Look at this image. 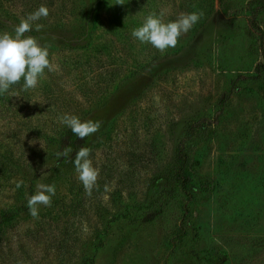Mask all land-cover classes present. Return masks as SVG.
<instances>
[{
    "label": "rangeland",
    "instance_id": "374dc122",
    "mask_svg": "<svg viewBox=\"0 0 264 264\" xmlns=\"http://www.w3.org/2000/svg\"><path fill=\"white\" fill-rule=\"evenodd\" d=\"M41 5L25 35L53 71L0 96V212L19 210L0 264H264V0H0V33ZM190 12L174 48L131 36L149 14ZM65 113L100 123L83 141L90 193L57 155ZM190 126L187 201L164 193ZM37 184L55 195L34 217Z\"/></svg>",
    "mask_w": 264,
    "mask_h": 264
},
{
    "label": "clouds",
    "instance_id": "9594fccd",
    "mask_svg": "<svg viewBox=\"0 0 264 264\" xmlns=\"http://www.w3.org/2000/svg\"><path fill=\"white\" fill-rule=\"evenodd\" d=\"M48 14V8L41 5L22 18L14 26L13 33H0V96L8 93L12 86L21 80L23 90L34 89L44 76L45 69L53 71L48 49L41 46L35 37L25 35L32 30L39 31L43 26L35 22ZM201 15L197 12L182 13L175 20L165 23L161 16L152 13L145 18L142 25L132 30L131 36L139 43L163 52L174 48L178 38L187 33L199 21ZM59 121L81 140L100 128L98 121H82L78 116L67 113L61 115ZM68 151L66 149L57 155L67 156ZM72 163L79 181L85 191L90 193L96 184L98 169L93 167L89 159V149L80 148ZM16 187H20L19 182ZM54 195V184H37L35 193L27 201L29 213L37 216L39 206H49Z\"/></svg>",
    "mask_w": 264,
    "mask_h": 264
},
{
    "label": "trees",
    "instance_id": "16d2710c",
    "mask_svg": "<svg viewBox=\"0 0 264 264\" xmlns=\"http://www.w3.org/2000/svg\"><path fill=\"white\" fill-rule=\"evenodd\" d=\"M254 27H257L259 31H261L259 26L254 24ZM259 70L260 68L258 67V71ZM194 136L195 127H188L185 132L184 141L177 148L174 170H172L171 177L164 193L168 197L172 196L176 190H178L181 193L182 197H184V199H186L187 201H191V199L194 197V179L191 174L192 159L188 146L186 145V142L192 140ZM83 141L84 139L81 140L77 138L71 132V130L63 132L58 138L57 152L62 153L66 149H68L69 151L67 156L60 155V159H62L61 161L63 162L64 160H66L72 163L73 159L75 158L76 152H78L80 148L83 147ZM61 161H59V163H62ZM18 212V209H10L4 212L1 211L0 224L3 223L4 220L7 221V219L14 218L16 215H18Z\"/></svg>",
    "mask_w": 264,
    "mask_h": 264
}]
</instances>
